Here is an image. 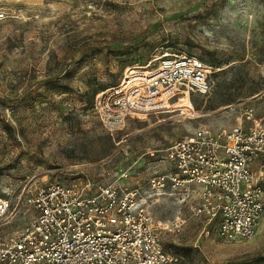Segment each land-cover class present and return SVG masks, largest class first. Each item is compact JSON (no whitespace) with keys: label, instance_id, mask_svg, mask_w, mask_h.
<instances>
[{"label":"rangeland","instance_id":"obj_1","mask_svg":"<svg viewBox=\"0 0 264 264\" xmlns=\"http://www.w3.org/2000/svg\"><path fill=\"white\" fill-rule=\"evenodd\" d=\"M0 10V197L15 211L0 235L33 215L30 187L84 175L146 186L167 166L163 149L196 128L236 126L245 108L264 123V0H0ZM174 54L211 66L210 90L108 130L96 94ZM181 207L182 231L163 236L179 264H264V217L252 239L227 241L215 220ZM177 209L171 196L153 205L162 220Z\"/></svg>","mask_w":264,"mask_h":264},{"label":"built area","instance_id":"obj_2","mask_svg":"<svg viewBox=\"0 0 264 264\" xmlns=\"http://www.w3.org/2000/svg\"><path fill=\"white\" fill-rule=\"evenodd\" d=\"M144 67L128 70L118 84L96 94L94 110L108 130L171 109L165 103L178 96L210 90L212 67L195 55H167ZM242 117L231 128L198 127L163 149L167 166L146 186L84 175L77 184L28 188L24 202L33 215L20 229L0 235V264H179L163 236L182 231V205L215 220L224 240L252 239L264 217V123L253 108ZM132 167L121 169L120 178L129 177ZM164 196L178 206L170 220L153 213ZM12 208V200L0 197V221L14 214Z\"/></svg>","mask_w":264,"mask_h":264},{"label":"bare ground","instance_id":"obj_3","mask_svg":"<svg viewBox=\"0 0 264 264\" xmlns=\"http://www.w3.org/2000/svg\"><path fill=\"white\" fill-rule=\"evenodd\" d=\"M183 98H188V99L190 100V98H189V97H186V96H183ZM166 102H167V101H166ZM169 103H170V102H169ZM165 105H166V106H169V108H170V106H171L170 104H167V103H165ZM139 117H140V116H139Z\"/></svg>","mask_w":264,"mask_h":264}]
</instances>
